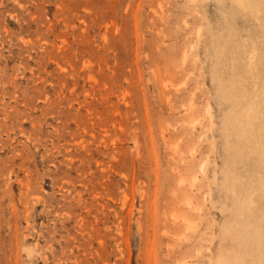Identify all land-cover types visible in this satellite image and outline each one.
Masks as SVG:
<instances>
[{
  "label": "rangeland",
  "instance_id": "rangeland-1",
  "mask_svg": "<svg viewBox=\"0 0 264 264\" xmlns=\"http://www.w3.org/2000/svg\"><path fill=\"white\" fill-rule=\"evenodd\" d=\"M0 264H264V0H0Z\"/></svg>",
  "mask_w": 264,
  "mask_h": 264
},
{
  "label": "bare ground",
  "instance_id": "bare-ground-1",
  "mask_svg": "<svg viewBox=\"0 0 264 264\" xmlns=\"http://www.w3.org/2000/svg\"><path fill=\"white\" fill-rule=\"evenodd\" d=\"M245 97V96H244ZM210 109V108H209ZM208 112V111H207ZM211 114V113H210ZM249 115H251L250 113H249ZM212 118H213V116H212ZM257 121H259V120H257ZM205 164V163H204ZM204 165H202V167H203ZM202 169V168H201ZM205 169V168H204ZM193 179H195V178H193ZM261 179V178H260ZM194 186V185H193ZM195 187V186H194ZM249 226V225H248ZM248 230V229H247ZM251 230H253V229H251ZM256 230V229H255ZM253 232H254V230H253ZM246 233H248V232H246ZM250 234L252 235V233L250 232ZM254 236H255V242L257 241H260V238H258L257 239V236L254 234ZM250 240L252 241V238H251V236H250ZM223 258V257H222Z\"/></svg>",
  "mask_w": 264,
  "mask_h": 264
}]
</instances>
